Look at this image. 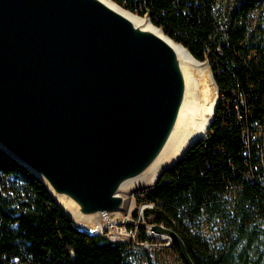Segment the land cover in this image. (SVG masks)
Returning <instances> with one entry per match:
<instances>
[{
	"label": "water",
	"instance_id": "95a60500",
	"mask_svg": "<svg viewBox=\"0 0 264 264\" xmlns=\"http://www.w3.org/2000/svg\"><path fill=\"white\" fill-rule=\"evenodd\" d=\"M187 51L206 66L217 96L208 129L218 85L208 61ZM185 91L172 46L101 0H0V148L36 175L88 236L101 237L113 221L127 224L131 191L124 184L162 151ZM203 137L164 167L152 187L132 191L157 186ZM55 195L90 218L78 224ZM151 227L195 264L176 231Z\"/></svg>",
	"mask_w": 264,
	"mask_h": 264
},
{
	"label": "trees",
	"instance_id": "16d2710c",
	"mask_svg": "<svg viewBox=\"0 0 264 264\" xmlns=\"http://www.w3.org/2000/svg\"><path fill=\"white\" fill-rule=\"evenodd\" d=\"M115 3L141 17L148 13L198 60L218 62V87L245 99L243 108L218 104L208 139L138 201L154 205L146 215L176 231L195 264H264V182L256 172L263 151L243 139L256 122L264 126V0ZM248 172L258 179L246 180ZM136 238L149 239L144 227ZM139 247L79 231L45 184L0 148V264H141L138 257L152 256Z\"/></svg>",
	"mask_w": 264,
	"mask_h": 264
},
{
	"label": "bare ground",
	"instance_id": "6f19581e",
	"mask_svg": "<svg viewBox=\"0 0 264 264\" xmlns=\"http://www.w3.org/2000/svg\"><path fill=\"white\" fill-rule=\"evenodd\" d=\"M101 1L127 17L134 25L144 30L153 32L170 44L179 58L186 81L185 97L181 105L176 124L162 151L143 174L124 184V192L127 193L131 191L129 193L130 205L132 202L131 197L133 196L134 198V193L132 191L134 188L152 187L156 183L160 171L164 167L172 164L182 154L184 149L191 141L202 135H204L202 139H205V133L208 130L207 127L213 114L217 96L215 95L213 88H209L211 92L208 89V84L212 78L210 73L207 71L206 66H203L202 63L195 60L184 45L178 44L166 36L163 30L155 27L152 24L150 18L147 16H145V18H141L139 15L132 14L119 5H116L113 0ZM202 84H205L204 88L201 87ZM206 84L208 87H205ZM55 196L60 205L74 218L78 224L80 220L90 218V216L80 214L78 212L77 205L71 201V199L60 195ZM107 229L112 232V236L110 238L111 240L120 241L117 237L119 235H117V230L119 229L117 228L116 221H113L112 224L108 225ZM121 229L124 230V228ZM153 232L158 234V239L160 241H171V237L168 234L155 230H153ZM103 233L104 232H99V234Z\"/></svg>",
	"mask_w": 264,
	"mask_h": 264
},
{
	"label": "rangeland",
	"instance_id": "374dc122",
	"mask_svg": "<svg viewBox=\"0 0 264 264\" xmlns=\"http://www.w3.org/2000/svg\"><path fill=\"white\" fill-rule=\"evenodd\" d=\"M120 7H122V6L120 5ZM132 14H134V13H132ZM135 15H137V14H135ZM139 17H141V16H139ZM141 18H145V16H143ZM152 24L155 27L159 28L153 22H152ZM163 32H164V30H163ZM164 34L167 36V34L165 32H164ZM169 38L171 39V37H169ZM172 40H174V39H172ZM175 42L178 43L177 41H175ZM178 44H180V43H178ZM206 62H207V60H206ZM208 63L209 62H207V65L209 66V68H211ZM204 85L202 84L201 87L204 88ZM205 87H208L207 84H206ZM209 88L210 87H208V89ZM209 91L211 92L210 89H209ZM135 192L136 191H134L133 193H135ZM136 193H139V192L137 191ZM134 198H133V196L131 197L132 202L130 204L128 213H130V215L133 214V213H137V217L138 216L141 217V220L138 223V227L142 226V227H144L146 229L148 237H149L148 244H146V243H145V245L138 244L139 242L137 241L136 234H135V236H133L131 234V232H130L131 229H133L134 230L133 233H135V228L137 227L135 223L137 222V220L139 218V217L138 218L134 217L133 215H132L133 220H128L127 221V223L129 222L127 224V227H126V229L128 231H126L125 228H124V230H122L121 228H123V227L120 228L118 223H117V228L119 229V230H117L118 231L117 235L119 234L117 237H118V240H120L121 242L113 241V240L109 239L112 236V232L111 231H110V233H108L106 231L102 235H104V236L108 235L109 238H106V239H108V240H110L112 242L123 243V242H130L131 241L135 245L140 246L139 247L140 250L144 249V250L150 251L152 257H138L141 264H186L183 261V259L181 258V256L177 253V251L173 248V246L171 244V241L170 242L160 241L158 239V234H155L154 238L151 237L150 233H151V231L153 232V229H152L151 226H152V224L156 223V221H155V216L154 215H146V212L149 209H152L154 207V205H152V203L145 204V202L144 203L138 202L136 200V197H134ZM134 207H136V208H134ZM133 209H134V212H132ZM128 213H127V216H128ZM127 216H126V218H128ZM161 225L169 227L166 223L165 224L161 223ZM131 226H133V227H131ZM204 231L205 232L207 231V226L204 228ZM106 233H108V234H106ZM104 236H101V237L105 238Z\"/></svg>",
	"mask_w": 264,
	"mask_h": 264
},
{
	"label": "built area",
	"instance_id": "2783aa9c",
	"mask_svg": "<svg viewBox=\"0 0 264 264\" xmlns=\"http://www.w3.org/2000/svg\"><path fill=\"white\" fill-rule=\"evenodd\" d=\"M115 2H116V0H115ZM122 2L123 3H127L128 2V0H122ZM150 17V16H149ZM150 20H151V18H150ZM208 62H209V65H210V67H211V69H212V71H214V69H218L219 68V64H218V62H215V61H213V60H211L210 58H207L206 59ZM214 73V72H213ZM218 90H219V98H218V104H221V108L222 109H224V110H229V109H231L232 107H238V108H243L244 106H245V99H244V97H243V95H242V93H238V92H236V91H229V90H227V89H222V88H219L218 87ZM223 110V111H224ZM216 116V115H215ZM239 117H241V115L239 114ZM239 119H241V118H239ZM256 127H257V129L255 130V131H252V133H250L249 132V130H244L243 131V139L246 141V143L247 144H249V139H251L252 141H254L255 142V144H257V145H260L261 147H262V166L261 167H258L259 168V171L258 170H256V172H259V173H261V179L263 180V182H264V126L261 124H259L258 122H256ZM210 130V127L208 128V130L206 131V133H205V135H206V140L208 139V137H207V135H208V131ZM212 134H214V131H212L211 132ZM256 179H258V178H254V174L252 173V172H248L247 174H246V180H256ZM260 178H259V180H261ZM137 192V191H136ZM134 193L133 195H134V197H136V200L138 201V199L139 198H141V197H143V192L144 191H138L139 193ZM135 199V198H134ZM139 202V201H138ZM142 203H144V202H142ZM145 204H147V202H145ZM134 208H136V207H134ZM132 212H134V209H133V211ZM131 212V213H132ZM132 215L134 216V213L133 214H131L130 215V213H128V220H133V217H132ZM139 217V218H138ZM137 218H138V220H137V222L135 223L136 224V228H135V233H133L134 232V230L133 229H131L130 230V232H131V234L133 235V236H135V234H136V236H137V232H138V223H139V221L141 220V217L140 216H138ZM129 223V222H128ZM127 223V224H128ZM127 224H125V225H119V227L121 228V227H123V228H125L126 229V227H127ZM108 233H110V230L109 229H107L106 230ZM105 231V232H106ZM126 231H128L127 229H126ZM104 232V233H105ZM103 233V234H104ZM108 233H106V234H108ZM102 236H104V235H102ZM105 237V236H104ZM105 238H108V237H105ZM123 243H128V242H123ZM145 243L147 244L148 243V240L147 241H145V242H139L138 244H143V245H145Z\"/></svg>",
	"mask_w": 264,
	"mask_h": 264
}]
</instances>
